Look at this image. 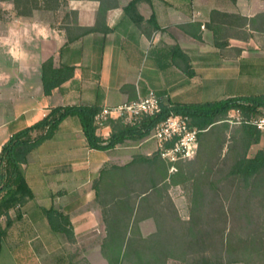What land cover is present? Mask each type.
<instances>
[{
	"label": "crops",
	"instance_id": "obj_1",
	"mask_svg": "<svg viewBox=\"0 0 264 264\" xmlns=\"http://www.w3.org/2000/svg\"><path fill=\"white\" fill-rule=\"evenodd\" d=\"M17 2L0 0V152L13 134L59 106L103 109L150 91L166 105L264 95V52L246 47L253 36L247 40L229 33L223 23L252 19L264 12L255 11L264 0ZM48 59L55 67L73 69V76L50 95L42 82ZM113 131L107 123L97 135L108 140ZM143 144L144 138L129 139L109 150L92 149L79 119L64 120L56 137L28 157L26 179L34 197L10 212L13 224L0 237V264H40L38 256H31L33 246L66 243L63 234L51 230L48 210L70 216L74 237L100 229L93 182L104 166L145 155ZM259 151L264 152V133L248 156ZM222 153L225 157L224 147Z\"/></svg>",
	"mask_w": 264,
	"mask_h": 264
},
{
	"label": "trees",
	"instance_id": "obj_2",
	"mask_svg": "<svg viewBox=\"0 0 264 264\" xmlns=\"http://www.w3.org/2000/svg\"><path fill=\"white\" fill-rule=\"evenodd\" d=\"M16 1L26 3L32 0ZM135 3L136 1L131 3L129 8ZM72 76V68L55 67L53 59H48L42 64L45 94L50 95L55 88ZM232 110L238 111L244 121L263 115L264 95L238 96L192 104L162 103L160 114L146 116L139 123L125 124L123 120L108 121L107 123L114 130L108 140L97 135L98 126L95 124V117L101 111L99 107L78 105L52 108L41 121L13 134L2 146L0 220L2 217L6 218V227L3 228L0 222V237L13 224L10 212L34 197L26 179L25 166L29 155L43 143L53 140L64 120L77 117L89 147L109 150L129 139L140 140L148 137L158 123L171 113H175L188 116L190 125L200 130L198 140L201 144L194 159L176 163V172L169 173L171 164L167 163L159 152L156 151L150 156L138 154L124 165L104 166L93 182L94 203L102 208L105 216L103 224L106 236L103 246L109 264H173L174 262H178L176 264H264V226L258 227L255 233L249 232L246 239L238 238L234 229L231 230L232 213L230 214L222 204L219 209L210 210L215 198L220 199L221 188L234 187L237 203L233 214H238L244 221L243 229L252 228L255 212L250 208V205H254L251 197H261L264 200V152L259 151L254 157L248 156L250 147L260 142L262 134L253 125L245 122L240 124L241 138L237 144L228 146L230 165L224 172L222 171L221 174L212 172L213 168L209 165V159L214 153L208 136L214 127L219 129L227 127L225 120ZM203 137H205L204 145H202ZM135 172L144 173L141 180L145 187L139 194H133L129 189L132 180L129 176ZM183 182H189L192 186V217L188 221L178 216L166 190ZM165 195L173 208L175 218L170 217L168 224H165V214L161 212L158 216L155 212L153 216L142 219L154 218L158 224L157 232L148 238L143 237L139 232L134 235L132 223L137 219L139 205L133 204V199L150 202L149 197H154L157 204H161ZM108 197L111 199L108 200ZM113 205L116 206V211L112 210ZM163 207L165 208L163 205L160 208ZM109 213L111 216L108 218ZM214 213L220 215L218 220L221 221V225L214 224L217 220ZM46 216L55 234H63L66 238L74 239L68 214L51 209L47 211ZM19 217L18 215L17 218ZM201 219L207 221L206 229L201 227L199 222ZM173 223H177V226ZM203 234H205L204 240L201 238ZM213 237L218 241L214 242ZM213 245L220 246L226 258L222 253V255L215 254V251L210 250Z\"/></svg>",
	"mask_w": 264,
	"mask_h": 264
},
{
	"label": "rangeland",
	"instance_id": "obj_3",
	"mask_svg": "<svg viewBox=\"0 0 264 264\" xmlns=\"http://www.w3.org/2000/svg\"><path fill=\"white\" fill-rule=\"evenodd\" d=\"M264 7H257L255 11H261ZM224 24H227V28L231 31L229 33L235 32L236 34H239L243 39L249 40L250 36H253V42L250 45H246V47L254 49L255 47L258 52H264V12H259L255 17L252 19H248L245 17L240 18H229L225 19ZM242 116L237 111V114L235 115H228L227 119L225 120L227 127L226 128H217L213 129L211 133L209 134V141L212 142L213 148L212 152L214 153L210 159H209V165L213 168L212 172H218L221 174V172L225 171L229 165L230 161L228 158V146H232L237 144L240 141L241 134H240V124L242 123ZM224 127V126H223ZM153 131L151 134L144 138V144L142 147H144L145 155L147 152H150V155H153L155 150V141L152 138ZM222 147L225 148L227 156L224 158L221 156L222 153ZM222 150V151H221ZM149 155V156H150ZM223 155V153H222ZM136 155L134 154L132 159ZM220 156V157H219ZM196 157V156H195ZM194 157V158H195ZM193 158V159H194ZM131 159V160H132ZM130 160V161H131ZM175 171H171V168L169 169V173H175ZM144 173L141 172H135L133 174H130L131 183L129 186V189L133 192V194H139L141 191L144 190L145 184L143 180ZM214 176H217L216 174H213ZM168 194L170 195L172 202L174 204L175 210L178 212V216L185 221H188L191 219V208H192V186L189 182H183L178 185L170 186L168 189ZM166 191V193H167ZM236 190L234 187H223L220 189L219 196L220 199L214 200L213 205L210 207L211 209L217 210L219 209V206L222 204L223 207L227 210H229V213H232V228L234 229V233H236V237L246 239L249 232H257L258 227L264 226V200H262L261 197H255L252 196L251 200L254 203V205H250V208L255 212V220L253 222L252 228H244L245 225L244 221L241 220L238 216V214H233V209H235L236 201L235 200ZM111 199L108 197V200ZM133 204H136V206L139 205L138 214L136 215L135 221L132 223L133 227V234L137 235L139 232L143 237L148 238L149 236L155 234L158 229V224L154 218H145L150 215H154L155 212L158 213V216H160L161 212L165 214V224H168V219L170 217L175 218V215L173 214V208L169 204V199L165 195L163 199L161 200V204H157V200H155L154 197H149V201H141V199H133ZM262 204V205H261ZM163 207L161 209L160 207ZM253 206V207H252ZM84 208V207H82ZM97 213L95 214L97 221L102 223L101 228L97 230H87L85 232L80 233L77 237L66 238V243L64 244L62 240L56 241L53 245L45 247V246H33L31 256L39 258L40 264H109V261L105 255V249L103 246V241L106 236L105 231V225L103 224L104 221V213L102 208L100 209L97 205ZM83 210V209H82ZM79 209L77 212L82 211ZM112 210L116 211V206L113 205ZM19 214H17L18 217ZM73 217L77 218L79 215L74 212L72 215ZM110 213L107 216L110 217ZM258 216V217H257ZM214 217H216V221L214 224L221 225V221H219L220 215L218 213H214ZM16 219V217H14ZM6 221V218H3ZM201 223V227L203 229H206L207 227V221H202V219L199 221ZM99 223V224H100ZM177 223H173V225ZM206 226V227H205ZM202 229V230H203ZM203 233L204 230H203ZM201 238L205 239V234H203V237ZM213 241H218L216 237L212 238ZM191 240V239H189ZM202 240V241H203ZM212 251H215V254H221L222 249L220 246L213 245L209 248ZM213 253V252H212ZM223 254V253H222ZM221 254V255H222ZM223 257L226 258V254H223ZM178 263V262H176ZM175 262L173 264H176Z\"/></svg>",
	"mask_w": 264,
	"mask_h": 264
},
{
	"label": "built area",
	"instance_id": "obj_4",
	"mask_svg": "<svg viewBox=\"0 0 264 264\" xmlns=\"http://www.w3.org/2000/svg\"><path fill=\"white\" fill-rule=\"evenodd\" d=\"M162 112V102L154 91L136 101L125 102L114 107H105L95 117L98 128L110 120H123L132 124L139 123L146 116L158 115ZM242 122L253 125L264 133V114ZM200 130L190 125V118L185 115L171 113L153 129L156 151L169 164L171 171L176 170V163L193 159L199 149Z\"/></svg>",
	"mask_w": 264,
	"mask_h": 264
}]
</instances>
